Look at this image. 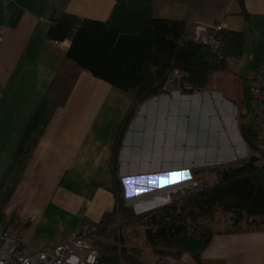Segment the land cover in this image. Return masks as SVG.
Instances as JSON below:
<instances>
[{
    "label": "crops",
    "instance_id": "crops-1",
    "mask_svg": "<svg viewBox=\"0 0 264 264\" xmlns=\"http://www.w3.org/2000/svg\"><path fill=\"white\" fill-rule=\"evenodd\" d=\"M242 2L245 13L238 0L0 2V222L19 229L27 246L36 250L62 242L83 221L98 223L115 205L112 148L133 94L80 70L64 103L47 96L70 45L68 39L46 35L55 13L105 21L116 5L134 12L149 7L156 18L221 22L224 31L243 33L242 54L229 58L228 70L213 73L205 88L164 92L137 107L117 153L126 202L133 205V198L143 193V202L154 208L165 195L152 197L149 190L191 184V169L246 160L253 152L240 124L254 133L250 86L264 63V0ZM154 101L162 103L159 110L150 105ZM157 115L161 134L180 131L179 149L168 140L155 146L146 134ZM155 150L168 157L152 159ZM210 175L207 183L216 179L214 172ZM131 246L142 250L144 264H197V254L203 264H264V227L215 233L207 243L185 240L177 258L157 257L143 235L142 245Z\"/></svg>",
    "mask_w": 264,
    "mask_h": 264
},
{
    "label": "trees",
    "instance_id": "trees-1",
    "mask_svg": "<svg viewBox=\"0 0 264 264\" xmlns=\"http://www.w3.org/2000/svg\"><path fill=\"white\" fill-rule=\"evenodd\" d=\"M238 1L241 12L245 13L242 0ZM184 25L181 20L154 17L149 7L134 12L122 5H116L105 21L68 13L51 16L47 37L56 41L68 39L70 45L47 92L49 98L64 103L80 70L133 94L112 148L115 205L96 223L93 235L98 264H144L139 247H118L107 242L111 236L115 237L117 230L112 226L116 219L119 231L128 225L142 224L145 243L159 258L179 257L180 245L188 239L199 238L207 243L215 233L264 227V219L255 228L242 224L245 218H264V161L253 147L254 133H250L246 123L240 124V132L253 153L237 164L212 169L216 176L213 183L139 214L125 204L124 187L117 177V153L137 107L150 97L164 93L162 86L173 70L181 73L182 91H192L184 90L186 85L203 89L213 73L228 70L229 58L239 57L243 52L242 32H218L224 45L215 52L204 44L185 39ZM218 211L232 217L230 226L223 230L211 226ZM194 259L197 264H203L198 254Z\"/></svg>",
    "mask_w": 264,
    "mask_h": 264
},
{
    "label": "built area",
    "instance_id": "built-area-1",
    "mask_svg": "<svg viewBox=\"0 0 264 264\" xmlns=\"http://www.w3.org/2000/svg\"><path fill=\"white\" fill-rule=\"evenodd\" d=\"M13 0H0L7 3ZM223 23L204 24L187 20L183 37L208 46L219 52L224 45L218 32ZM264 57V49H262ZM181 73L178 70L168 75L162 86L164 92H177L180 87ZM184 90L198 92L183 86ZM251 119L254 126V139L260 159L264 161V63L257 69L250 86ZM97 230L95 222L83 221L74 232L60 243L33 250L23 240L22 233L0 222V264H98V249L93 244V235Z\"/></svg>",
    "mask_w": 264,
    "mask_h": 264
},
{
    "label": "rangeland",
    "instance_id": "rangeland-1",
    "mask_svg": "<svg viewBox=\"0 0 264 264\" xmlns=\"http://www.w3.org/2000/svg\"><path fill=\"white\" fill-rule=\"evenodd\" d=\"M168 93H170V92H168ZM152 103H150V105L152 107L156 108L157 110H159L160 107L162 106V103L160 101H154ZM150 105H148L149 109H151ZM160 117L161 116H158V115L153 116L154 122H153V124H151V128L148 129L146 134H149V132H150V135L152 138L151 141L153 144H155V146L157 145V143L160 144V141L164 142V140H168L169 143L172 141L171 143H173V147L175 150L179 149V147H177V145L181 143L180 140L182 137V135H178L180 133V131L178 133L167 132L168 135H166V136H165L164 132L161 134V132L159 131V118ZM146 124H147V126H149L148 120H147ZM155 125H156V127H155ZM153 126H154V128H153ZM187 152L188 151H185V153H184L185 158L188 155ZM151 156H152V159H154V158L156 159L157 157L160 159L168 157L166 155V153H162L161 151H157V150L152 151ZM206 164H209V163L207 162ZM209 165H215V164H209ZM218 165H220V167H221V166H225L226 164H220L219 163ZM215 167H219V166H215ZM211 170L212 169H209V168H200V169H196V170L191 169V171H190L191 176H192L191 180H193V182H191V180H190L191 184L185 183V182L183 184L178 183L177 187H176V184H169V185H166L168 187L165 186L162 189H155V190L153 189L151 191L149 190V192H153V193H149L152 197L154 196V194H158V193L165 195V196H163V197H165V199H164L165 201H163L159 204L156 203L154 208L162 206V205L167 204V203H170L174 199H179L180 196L183 197L188 193L197 191L199 187H203L208 182V180H211V178H210V176H211L210 174H212ZM173 186H175V187H173ZM141 194H143V193H141ZM141 194H139L138 196H135L132 201H131V199L129 200L131 202L136 200V202H133V205L131 203L126 202V198H125L126 206L132 207L134 212L137 214L145 212V211L153 208V207H150L143 202V200L141 198ZM139 205H141V207H139ZM142 205L143 206L147 205V206L142 207ZM231 219H232V217L230 214H224L221 211H218L211 226L214 229L223 230V229L230 226ZM262 219H264V218H245L242 224L247 228H255L257 226V224H259L261 222ZM118 222H119L118 219H116V222L112 226L113 228H115L117 230L116 232H114V233H116L115 237L111 236L109 239H107V242H109L113 245H116L118 247L122 246V245L123 246H131V245H138L139 246V245H142V235L144 232V226L142 224L128 225L124 229H120V231H119ZM121 239H122V241H121Z\"/></svg>",
    "mask_w": 264,
    "mask_h": 264
},
{
    "label": "snow or ice",
    "instance_id": "snow-or-ice-1",
    "mask_svg": "<svg viewBox=\"0 0 264 264\" xmlns=\"http://www.w3.org/2000/svg\"><path fill=\"white\" fill-rule=\"evenodd\" d=\"M174 175V174H173ZM185 177L187 176L186 173L183 174ZM133 181L129 180V181H126V183H132Z\"/></svg>",
    "mask_w": 264,
    "mask_h": 264
},
{
    "label": "bare ground",
    "instance_id": "bare-ground-1",
    "mask_svg": "<svg viewBox=\"0 0 264 264\" xmlns=\"http://www.w3.org/2000/svg\"><path fill=\"white\" fill-rule=\"evenodd\" d=\"M178 186H179V185H178ZM164 190H165V189H164ZM144 196H146V195H144ZM154 197H157V195H156V196H154ZM160 197H161V196H160ZM162 197H163V196H162ZM154 201H155V200H154ZM154 201H153V202H154ZM147 203H148V202H147ZM154 204H155V203H154ZM152 205H153V204H152ZM139 206H140V205H139Z\"/></svg>",
    "mask_w": 264,
    "mask_h": 264
}]
</instances>
